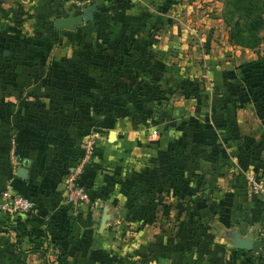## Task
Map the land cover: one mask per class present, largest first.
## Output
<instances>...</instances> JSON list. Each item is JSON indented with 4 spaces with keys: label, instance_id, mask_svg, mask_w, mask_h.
<instances>
[{
    "label": "crops",
    "instance_id": "0c3cea01",
    "mask_svg": "<svg viewBox=\"0 0 264 264\" xmlns=\"http://www.w3.org/2000/svg\"><path fill=\"white\" fill-rule=\"evenodd\" d=\"M189 1L0 0V194L10 183L34 203L20 241L0 223V264L49 263L57 249L61 264H264V242L261 253L241 242L264 241V194L246 191L248 174L264 186V38L254 49L219 48L195 69L194 31L180 16ZM92 5L90 20L55 29ZM184 68L202 96L182 94ZM135 87L193 108L146 143L137 127L155 131L164 118L140 93L118 95ZM115 100L127 107L112 109ZM132 105L143 107L129 114ZM246 107L251 115L240 114ZM93 132L78 183L97 204L73 207L64 180ZM165 204L182 212L181 225L165 224ZM44 235L46 256L29 253Z\"/></svg>",
    "mask_w": 264,
    "mask_h": 264
},
{
    "label": "rangeland",
    "instance_id": "374dc122",
    "mask_svg": "<svg viewBox=\"0 0 264 264\" xmlns=\"http://www.w3.org/2000/svg\"><path fill=\"white\" fill-rule=\"evenodd\" d=\"M185 7V6H184ZM230 7L229 0H190L189 2H186V12L180 9L181 17L185 20V22L188 21V28L187 31L190 30L194 31V38L191 42L187 44V49H189L188 56L189 59L187 60V63L189 66H192L195 69H207L208 67L205 65V58L206 55L209 53L210 55H213V53H216V51L221 48L226 51H233V44L228 41V28L226 23L224 22V15L226 10ZM191 34V31H190ZM210 35V36H208ZM227 36V41H225V37ZM209 37V38H208ZM232 49V50H231ZM178 59H182L179 58ZM188 68H184V71L180 73L179 69V75L181 77H186L192 79L193 77H196L195 73L192 74V77H190L188 71ZM186 70V72H185ZM197 71V70H196ZM198 76V75H197ZM214 93L217 90H211ZM183 98H176V99H169L166 102L156 104L157 107L159 106V110L157 115L164 118L159 125H153V127L156 128L155 132L149 130L150 126H141L137 127L139 129L138 131L142 135V140L146 143L152 141V137H158L161 132L165 130V127H170L174 122L178 121L180 118L187 117V107L191 110L193 105H189L186 102V100H182ZM184 103V105L182 104ZM181 106V107H180ZM247 108V107H246ZM176 109V111H175ZM179 109V110H178ZM248 111H244L241 109L240 114L247 113L248 115H251L250 109H246ZM185 111V112H184ZM176 112V114H175ZM252 122H248L247 124L250 129L252 130L251 126ZM224 171L222 173H226V169L229 170L226 167V162L224 161ZM230 174V173H228ZM224 175V174H223ZM228 177V175H226ZM225 176V177H226ZM176 210L173 206H171L168 209V215L170 218H165L166 223L169 227H174V217ZM125 226V224L123 223ZM122 226V227H124ZM125 228V227H124ZM126 231V230H125ZM133 231V230H132ZM131 232V231H130ZM125 233V232H124ZM120 235V234H119ZM125 236V240L127 239L126 233L123 234ZM128 236V235H127ZM132 237V236H131ZM130 237V239H131ZM151 238V237H150ZM129 239V240H130ZM35 264H41V261L36 260Z\"/></svg>",
    "mask_w": 264,
    "mask_h": 264
},
{
    "label": "trees",
    "instance_id": "16d2710c",
    "mask_svg": "<svg viewBox=\"0 0 264 264\" xmlns=\"http://www.w3.org/2000/svg\"><path fill=\"white\" fill-rule=\"evenodd\" d=\"M230 7L226 10L224 15V22L227 25L228 28V41L232 43L235 46L241 47V48H249L254 49L259 46L261 41L264 38V0H229ZM153 82V81H152ZM155 83V82H153ZM180 88L183 90L182 94L189 95L193 94L196 97L202 96L200 92V85L199 82L195 79L185 78L183 80H180L179 82ZM142 87H135L129 91H124L118 93V95L124 96L130 98V97H137V94L140 93L141 97H145V100L147 101V105L149 103L158 104L160 100L157 99L154 92L150 91L152 89H148L147 91H142ZM264 100V98H263ZM127 106L122 104L120 101L115 100L114 106H112V109L118 110V108H126ZM143 107L139 105H132L128 109L129 114L133 112H138V110ZM146 109H151L149 107H146ZM145 109V110H146ZM144 110V111H145ZM149 113V112H147ZM173 153L178 155L180 153V149L178 147H174ZM79 161V160H78ZM77 160L75 161L78 162ZM74 163V164H75ZM181 182V186H184L183 183H185L186 179L183 177L179 178ZM80 184V183H79ZM81 185V184H80ZM205 191L204 189L201 190ZM207 191V190H206ZM181 198V197H180ZM181 203H185V201H180ZM165 207L169 209L173 205L165 204ZM167 209V217H169ZM181 211L176 212L174 219V227L175 228L178 224H182L183 221H181ZM33 214V211L27 213V214H18L14 216L10 215H4V217H11L12 221L7 224L5 221H2L0 219V223L2 225H8L11 227L12 230H14L17 233V239L20 241L22 238H24L27 235V230L25 228L27 220H23L21 217L25 215H31ZM31 246L28 249L29 253L38 254L42 258H44L48 252V239L47 236L44 235L42 237H34L30 241ZM54 249L55 247L59 246V243L52 244ZM65 260V254L63 251L61 252L59 249H57V252L55 253V260L51 262H45L44 264H61Z\"/></svg>",
    "mask_w": 264,
    "mask_h": 264
},
{
    "label": "built area",
    "instance_id": "2783aa9c",
    "mask_svg": "<svg viewBox=\"0 0 264 264\" xmlns=\"http://www.w3.org/2000/svg\"><path fill=\"white\" fill-rule=\"evenodd\" d=\"M79 3L89 2L91 0H72ZM155 132V131H154ZM98 133H90L82 142L81 148L83 150L82 157L70 169L64 180V197L63 200L66 204L73 207L82 205L94 206L96 201H91L87 190L84 186L78 183V177L82 173L84 167L94 155L96 140ZM11 164L14 167L20 165V160L16 154H11ZM246 191L248 195L255 193L264 194V186L261 181L257 180L253 174L246 175ZM34 211V203L27 197L14 193L12 185L7 183L5 188L0 194V214L10 215L11 217L18 214H27ZM264 240V239H263ZM264 242V241H263Z\"/></svg>",
    "mask_w": 264,
    "mask_h": 264
},
{
    "label": "water",
    "instance_id": "95a60500",
    "mask_svg": "<svg viewBox=\"0 0 264 264\" xmlns=\"http://www.w3.org/2000/svg\"><path fill=\"white\" fill-rule=\"evenodd\" d=\"M96 9V5H92L85 11H83L82 15L79 16H70L66 18H58L54 21L55 29H73L74 24H76L81 19L88 21L92 18V13ZM243 242V248L249 249L256 253L262 252L263 241L262 239H255L252 241H241Z\"/></svg>",
    "mask_w": 264,
    "mask_h": 264
}]
</instances>
